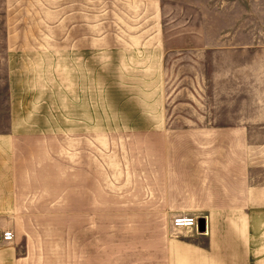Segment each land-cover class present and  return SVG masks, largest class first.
I'll use <instances>...</instances> for the list:
<instances>
[{
	"label": "rangeland",
	"instance_id": "1",
	"mask_svg": "<svg viewBox=\"0 0 264 264\" xmlns=\"http://www.w3.org/2000/svg\"><path fill=\"white\" fill-rule=\"evenodd\" d=\"M238 118L264 211V0H0V132L35 204L0 211V264H162L150 231L179 215L150 214L145 174L184 138L159 134Z\"/></svg>",
	"mask_w": 264,
	"mask_h": 264
},
{
	"label": "crops",
	"instance_id": "2",
	"mask_svg": "<svg viewBox=\"0 0 264 264\" xmlns=\"http://www.w3.org/2000/svg\"><path fill=\"white\" fill-rule=\"evenodd\" d=\"M86 25L89 31L90 24L86 22ZM76 40L78 45L89 50L96 45V39L90 37L89 32ZM247 123L241 118L232 123L205 120L188 128L159 134L184 140L173 147L159 146V153H166L164 160L152 161L151 167L147 168L151 169L145 174L147 191L153 194L147 205L154 207L150 214L209 216L206 232H200L198 226L177 228L174 225L159 232L151 230V254L157 262L254 264L259 247L264 255V211L260 208L257 212L251 205ZM24 135L16 130L0 132V211L35 205H22L15 196L23 192L19 190V179L24 178V172L17 165L20 160L17 146ZM222 226L225 227L223 231ZM174 231L179 233L178 237L173 236ZM259 235L262 240L258 246L255 241ZM157 251L161 253V260ZM11 253L15 254V246Z\"/></svg>",
	"mask_w": 264,
	"mask_h": 264
},
{
	"label": "built area",
	"instance_id": "3",
	"mask_svg": "<svg viewBox=\"0 0 264 264\" xmlns=\"http://www.w3.org/2000/svg\"><path fill=\"white\" fill-rule=\"evenodd\" d=\"M173 225L177 228L186 227V228H197L198 221L197 217L191 216V215H184L181 214L174 218ZM3 240L7 242H11L14 238V232L13 231H5L2 233Z\"/></svg>",
	"mask_w": 264,
	"mask_h": 264
},
{
	"label": "water",
	"instance_id": "4",
	"mask_svg": "<svg viewBox=\"0 0 264 264\" xmlns=\"http://www.w3.org/2000/svg\"><path fill=\"white\" fill-rule=\"evenodd\" d=\"M198 230L204 232L206 230L205 221L198 219ZM1 237V234H0Z\"/></svg>",
	"mask_w": 264,
	"mask_h": 264
}]
</instances>
